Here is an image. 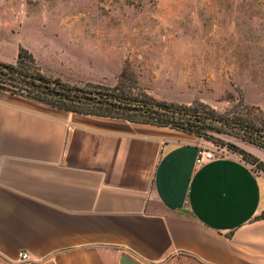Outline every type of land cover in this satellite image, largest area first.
Masks as SVG:
<instances>
[{
	"label": "crops",
	"instance_id": "1",
	"mask_svg": "<svg viewBox=\"0 0 264 264\" xmlns=\"http://www.w3.org/2000/svg\"><path fill=\"white\" fill-rule=\"evenodd\" d=\"M201 147L0 90V264H264V172L227 149L195 164Z\"/></svg>",
	"mask_w": 264,
	"mask_h": 264
},
{
	"label": "rangeland",
	"instance_id": "2",
	"mask_svg": "<svg viewBox=\"0 0 264 264\" xmlns=\"http://www.w3.org/2000/svg\"><path fill=\"white\" fill-rule=\"evenodd\" d=\"M19 42L34 47L44 76L70 87L121 82L127 98L231 126H198L208 150L255 142L243 122L264 132V0H0L1 62L15 64ZM58 50L60 62L50 57Z\"/></svg>",
	"mask_w": 264,
	"mask_h": 264
},
{
	"label": "trees",
	"instance_id": "3",
	"mask_svg": "<svg viewBox=\"0 0 264 264\" xmlns=\"http://www.w3.org/2000/svg\"><path fill=\"white\" fill-rule=\"evenodd\" d=\"M27 60L29 64H25ZM32 68V71H30ZM121 82L112 89L87 90L70 87L58 79L44 76L36 67L32 54L25 48L19 47L15 64L0 61V90L36 100L61 110L95 116H105L126 119L130 122L168 126L189 134L200 135L199 125L205 124L212 116L190 114L170 104L158 102L149 98L135 100L127 98L120 92ZM238 123H240L238 121ZM234 123V124H238ZM249 128L253 144L264 147L261 136L263 133L252 122H243ZM244 126V125H243ZM239 153L243 160L264 172V163L257 157L235 146L230 147ZM264 218V210L257 219Z\"/></svg>",
	"mask_w": 264,
	"mask_h": 264
},
{
	"label": "built area",
	"instance_id": "4",
	"mask_svg": "<svg viewBox=\"0 0 264 264\" xmlns=\"http://www.w3.org/2000/svg\"><path fill=\"white\" fill-rule=\"evenodd\" d=\"M226 151L224 149H217L216 147L214 149L208 150L204 147H201L198 151L197 157H196V163L195 164H201L207 160H211L214 157H222L224 156ZM19 258L21 261H28V254L26 253H19Z\"/></svg>",
	"mask_w": 264,
	"mask_h": 264
},
{
	"label": "water",
	"instance_id": "5",
	"mask_svg": "<svg viewBox=\"0 0 264 264\" xmlns=\"http://www.w3.org/2000/svg\"><path fill=\"white\" fill-rule=\"evenodd\" d=\"M208 121L213 122V123H216V124H219V125H223V126L231 127V126L226 125V124H223L222 122L217 121V120H215V119H211V118H209ZM232 128H234V129H236V130H238V131H240V132H243V133H246V132H247L246 130L241 129V128H235V127H232ZM260 138L264 141V136H261ZM120 263H121V264H138L137 262H135L134 260H132V259L129 258L128 256H123V255H122V257L120 258ZM45 264H53V263L48 262V263H45Z\"/></svg>",
	"mask_w": 264,
	"mask_h": 264
}]
</instances>
